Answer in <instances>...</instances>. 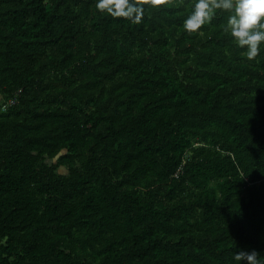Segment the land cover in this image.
<instances>
[{
  "label": "trees",
  "instance_id": "1",
  "mask_svg": "<svg viewBox=\"0 0 264 264\" xmlns=\"http://www.w3.org/2000/svg\"><path fill=\"white\" fill-rule=\"evenodd\" d=\"M95 2L0 0V264L264 257V51Z\"/></svg>",
  "mask_w": 264,
  "mask_h": 264
},
{
  "label": "clouds",
  "instance_id": "2",
  "mask_svg": "<svg viewBox=\"0 0 264 264\" xmlns=\"http://www.w3.org/2000/svg\"><path fill=\"white\" fill-rule=\"evenodd\" d=\"M168 0H96L98 12L113 18H123L139 24L145 5L158 7ZM190 14L183 20V28L197 32L220 11L228 13L224 31L243 49L248 60H255L264 51V0H194ZM236 264H264V257L256 250H239L233 254Z\"/></svg>",
  "mask_w": 264,
  "mask_h": 264
},
{
  "label": "built area",
  "instance_id": "3",
  "mask_svg": "<svg viewBox=\"0 0 264 264\" xmlns=\"http://www.w3.org/2000/svg\"><path fill=\"white\" fill-rule=\"evenodd\" d=\"M12 104H14V100H10V101H8L6 104L2 105V106H1V109H2V110H5L8 106H10V105H12Z\"/></svg>",
  "mask_w": 264,
  "mask_h": 264
},
{
  "label": "rangeland",
  "instance_id": "4",
  "mask_svg": "<svg viewBox=\"0 0 264 264\" xmlns=\"http://www.w3.org/2000/svg\"><path fill=\"white\" fill-rule=\"evenodd\" d=\"M59 172H60V173H65V169H63V168H59Z\"/></svg>",
  "mask_w": 264,
  "mask_h": 264
}]
</instances>
